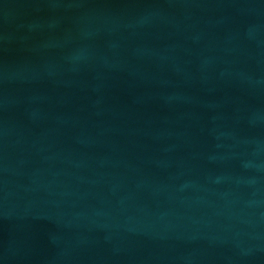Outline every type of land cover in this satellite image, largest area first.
<instances>
[{"label":"water","instance_id":"1","mask_svg":"<svg viewBox=\"0 0 264 264\" xmlns=\"http://www.w3.org/2000/svg\"><path fill=\"white\" fill-rule=\"evenodd\" d=\"M0 264H264V0H0Z\"/></svg>","mask_w":264,"mask_h":264}]
</instances>
